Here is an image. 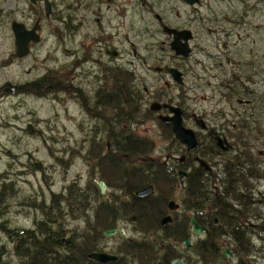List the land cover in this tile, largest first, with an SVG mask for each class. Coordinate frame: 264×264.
<instances>
[{
	"label": "flooded vegetation",
	"instance_id": "obj_1",
	"mask_svg": "<svg viewBox=\"0 0 264 264\" xmlns=\"http://www.w3.org/2000/svg\"><path fill=\"white\" fill-rule=\"evenodd\" d=\"M48 1L45 19L53 13ZM15 2L18 13L26 4L27 17L36 6L43 11L41 2ZM105 2L103 7L97 0H77L62 7L58 78L45 71L30 84L36 100L59 94L63 124L58 149L47 146L50 163L41 174L47 200L36 206L43 218L26 231L52 241L48 257L59 255L63 264H164L165 258L166 264H264V106L251 88L253 80L242 78L233 41L243 32L241 9L219 20L196 15L204 0ZM132 18L138 29L143 25L141 31L132 33ZM163 28L189 33L187 57L170 50L175 34ZM156 35L162 53L148 65L151 48L146 45L143 56L131 39L155 44ZM218 35L215 47H200L204 36ZM152 104L157 111L150 110ZM176 116L192 133L193 149L175 138L170 122L159 119ZM157 143L161 155L155 158ZM63 157L81 159L102 180L93 179L84 189L76 182L65 186L72 163ZM97 182L104 184L102 195ZM149 187L150 194L133 196ZM85 189L92 198L83 196ZM108 231L114 233L105 235ZM18 236L19 230L12 232L14 247ZM149 249L158 261L146 260ZM89 254L115 260L100 263Z\"/></svg>",
	"mask_w": 264,
	"mask_h": 264
},
{
	"label": "rangeland",
	"instance_id": "obj_2",
	"mask_svg": "<svg viewBox=\"0 0 264 264\" xmlns=\"http://www.w3.org/2000/svg\"><path fill=\"white\" fill-rule=\"evenodd\" d=\"M50 1L53 13L49 19H45L39 6L34 7L31 16L27 17L26 4L19 5L21 13H18L15 0H0V196L4 199L0 209V264L18 263V258L13 254L15 243L11 238L12 232L33 229L35 223L43 218L41 208L37 207L47 200V191L41 180L44 168L50 163L47 146L53 144L52 147H59L58 134L63 124L61 106L57 101L59 94L36 100L30 84L45 75V71H50V76L57 80L62 57L58 18L64 5H76L77 0ZM97 1L103 7L108 5L105 0ZM114 1L110 5L127 0ZM240 9L243 32L241 37L233 38V41H237L235 48L241 56L242 78L248 76L253 80L251 88L256 93L259 106H264V0H204L197 7L196 15L203 19L216 16L220 20L224 15L239 12ZM142 17L148 21L147 15L142 14ZM37 18L41 19L39 42L32 47L27 57L18 59L15 56L11 23L18 21L32 27ZM131 23L132 33L142 30L143 25L138 29L140 24L134 18ZM203 24H206L204 27L208 26L205 21ZM207 37L204 36V44L200 46L202 49L215 47L219 43L220 35ZM161 40V36L156 35L155 44L152 40L140 38H132L131 42L143 56H146L143 48L146 45L151 48L147 64L152 65L155 63L153 58L161 56ZM193 57L201 58L197 54ZM66 60L69 61V58ZM255 71L257 73L252 75ZM204 105L201 103L199 106ZM68 111L74 113L71 106H68ZM66 128L73 133L75 127L67 122ZM159 147L158 143L154 145L155 152L152 155L155 158L161 155ZM63 159L68 166L72 163L66 173L65 186L76 182L84 189L93 179L102 180L100 176L89 173L81 159ZM110 192L107 190L105 195Z\"/></svg>",
	"mask_w": 264,
	"mask_h": 264
},
{
	"label": "water",
	"instance_id": "obj_3",
	"mask_svg": "<svg viewBox=\"0 0 264 264\" xmlns=\"http://www.w3.org/2000/svg\"><path fill=\"white\" fill-rule=\"evenodd\" d=\"M182 1L188 3L189 5L195 4L197 2V0H182ZM32 2L33 3L41 2L42 6H43L44 17L47 18L49 16L50 4H49L48 0H32ZM10 27H11V31H12L13 36H14L15 56L17 58H24L30 52V44H35L39 41V35L37 33L39 31L38 21H36L34 23V26L31 29H26V27L22 23H17V22H12ZM163 32L175 34V38L173 39V41L170 43V46H169L170 50H172L175 55H178V56L185 58L190 54V49L187 45V40L190 37H189V33L187 31L175 32L174 30H169L167 28H163ZM170 72L172 73V76H174V74H176V72L172 69L170 70ZM158 108H159L158 105L152 104L150 107V110L155 112L158 110ZM169 110H172V112H173V109L169 108ZM159 119L162 121H168L172 124V133L174 134L175 138H177V140L181 144H183L187 147V149H193L195 147L196 143H195V140H194L192 133L185 131L180 127L179 121L176 120L177 116L173 117V118L159 117ZM178 175L181 176V174H178ZM96 184L99 188L100 194L102 195L104 193V184L102 182H97ZM150 193H151V187H149L147 189H143L141 191H137V192L133 193V196L141 198V197L146 196ZM2 204H3V200H2V197L0 196V208H1ZM169 209H172L170 205H169ZM167 220H168V218H164L162 220L161 224H164ZM197 232H199V230L197 227H195V233H197ZM113 233H114V231H108L105 233V235H111ZM185 244L187 245L186 242H185ZM225 255H226V253H225ZM88 257L90 259L97 261V262H100V263L115 260V257L108 256L105 254H89ZM169 264H183V263L179 260H172V261H170Z\"/></svg>",
	"mask_w": 264,
	"mask_h": 264
},
{
	"label": "trees",
	"instance_id": "obj_4",
	"mask_svg": "<svg viewBox=\"0 0 264 264\" xmlns=\"http://www.w3.org/2000/svg\"><path fill=\"white\" fill-rule=\"evenodd\" d=\"M243 20V17H242ZM159 191V187L157 188ZM84 197H92V192L90 189L83 190ZM144 201H141L138 203V207H140ZM146 212V210H142L141 212ZM140 213V210L137 211ZM19 243L18 245L14 247L13 254L15 257L18 258V262L20 264H53V263H62V259L59 255L53 258L48 257L47 250L49 246L55 245L52 243V241L48 242L47 240H44L43 237H38L36 234L32 232H28L25 230L19 231L18 236ZM15 242V241H14ZM55 254V253H54ZM156 252L152 249H149L146 251V260L148 262H151L152 260L158 261L159 257L156 258ZM168 258H165V263L167 262Z\"/></svg>",
	"mask_w": 264,
	"mask_h": 264
}]
</instances>
